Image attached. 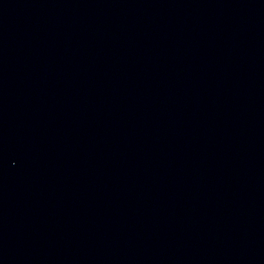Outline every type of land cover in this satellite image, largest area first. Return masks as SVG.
Segmentation results:
<instances>
[{
	"label": "water",
	"instance_id": "95a60500",
	"mask_svg": "<svg viewBox=\"0 0 264 264\" xmlns=\"http://www.w3.org/2000/svg\"><path fill=\"white\" fill-rule=\"evenodd\" d=\"M0 264H264V0H0Z\"/></svg>",
	"mask_w": 264,
	"mask_h": 264
}]
</instances>
